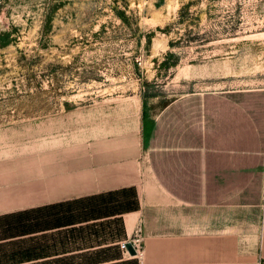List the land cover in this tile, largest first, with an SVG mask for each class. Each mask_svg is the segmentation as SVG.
Returning a JSON list of instances; mask_svg holds the SVG:
<instances>
[{"label":"crops","instance_id":"1","mask_svg":"<svg viewBox=\"0 0 264 264\" xmlns=\"http://www.w3.org/2000/svg\"><path fill=\"white\" fill-rule=\"evenodd\" d=\"M28 212L50 219H29L5 264H257L264 89L159 109L132 95L0 126V216ZM137 226L140 257L117 243Z\"/></svg>","mask_w":264,"mask_h":264},{"label":"rangeland","instance_id":"2","mask_svg":"<svg viewBox=\"0 0 264 264\" xmlns=\"http://www.w3.org/2000/svg\"><path fill=\"white\" fill-rule=\"evenodd\" d=\"M235 89H264V0H0V126ZM36 214L0 216V264L28 247L29 219H50Z\"/></svg>","mask_w":264,"mask_h":264},{"label":"built area","instance_id":"3","mask_svg":"<svg viewBox=\"0 0 264 264\" xmlns=\"http://www.w3.org/2000/svg\"><path fill=\"white\" fill-rule=\"evenodd\" d=\"M128 241L132 244V246L136 250L135 256L140 257L142 255V230L140 226H137L135 228L133 234L129 238L119 242V247L121 250L127 251L125 244Z\"/></svg>","mask_w":264,"mask_h":264},{"label":"water","instance_id":"4","mask_svg":"<svg viewBox=\"0 0 264 264\" xmlns=\"http://www.w3.org/2000/svg\"><path fill=\"white\" fill-rule=\"evenodd\" d=\"M125 246H126V249L130 255L136 254V250L134 249V247L132 246V244L129 241L126 242Z\"/></svg>","mask_w":264,"mask_h":264},{"label":"trees","instance_id":"5","mask_svg":"<svg viewBox=\"0 0 264 264\" xmlns=\"http://www.w3.org/2000/svg\"><path fill=\"white\" fill-rule=\"evenodd\" d=\"M119 247V246H118Z\"/></svg>","mask_w":264,"mask_h":264}]
</instances>
